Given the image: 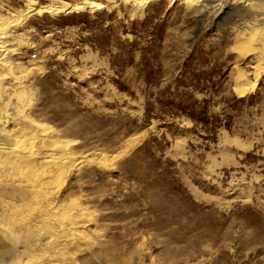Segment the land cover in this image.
<instances>
[{"label":"rangeland","instance_id":"obj_1","mask_svg":"<svg viewBox=\"0 0 264 264\" xmlns=\"http://www.w3.org/2000/svg\"><path fill=\"white\" fill-rule=\"evenodd\" d=\"M29 1L0 121L42 160L0 177V264H264V0Z\"/></svg>","mask_w":264,"mask_h":264},{"label":"bare ground","instance_id":"obj_2","mask_svg":"<svg viewBox=\"0 0 264 264\" xmlns=\"http://www.w3.org/2000/svg\"><path fill=\"white\" fill-rule=\"evenodd\" d=\"M38 1L39 0H30L29 1L28 13H32V12L41 13L43 11H46V12L51 13V14H57V13H67L70 11L78 12V11L84 10L85 8L101 9L104 6L103 3H101L98 0H71L73 2V4L66 3L62 0H50L51 3L49 5L44 6L42 8H35V5L37 4ZM105 1L109 2L111 0H105ZM216 1L203 0L202 3L203 2L204 3L201 5V7L207 8L208 6H210L211 8H215L217 6V4L215 3ZM245 5L247 6L246 8H249V10L251 12L250 15L253 18L252 20L254 22H258V23L261 22L262 19L260 18V13L256 10V6H258V4L254 1L253 3L245 2ZM253 7H254V13L252 10ZM0 52H1L0 56L4 55L7 53V49L4 48L3 45H0ZM242 76H243L242 72L238 71L237 78L235 79L237 81V85L234 87V93L237 96H243V95H245V93L247 91H249V88H247L246 83L241 82V80H240V78ZM41 160H42V158L39 155L36 156L31 151L16 150V143L14 141V138L7 131H5L3 129V122L0 121V177H3V178L11 177V179H12V176L16 175L17 172H19L23 169L27 170L33 166L35 167V165L41 163ZM101 161L97 162V164L102 163L103 165H105L104 164L105 162L103 160H101ZM40 178H41V176H40ZM41 181H38L36 183L39 184ZM16 182H18L19 184H21V182L23 183V181H20V180H18ZM32 187H33V189L35 187L37 188L36 185L31 186V188ZM33 189H32V192H34ZM35 191H37V190H35ZM80 212H81L80 210H77V212L72 214V216H74V217L79 216V215H81ZM71 222H73V221H71ZM60 226H62V224H60Z\"/></svg>","mask_w":264,"mask_h":264}]
</instances>
